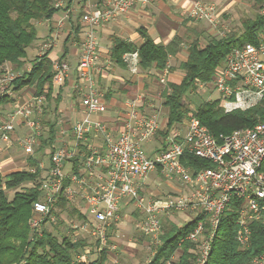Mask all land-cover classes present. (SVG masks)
Returning <instances> with one entry per match:
<instances>
[{
	"label": "built area",
	"instance_id": "2783aa9c",
	"mask_svg": "<svg viewBox=\"0 0 264 264\" xmlns=\"http://www.w3.org/2000/svg\"><path fill=\"white\" fill-rule=\"evenodd\" d=\"M55 5L60 6L59 0ZM132 5L133 0H106L102 8L82 14L83 31L75 69L83 118L68 130H58L48 148L47 162L35 156L42 134L37 115L40 110L36 109L43 96L30 91L17 97L12 89V81L29 72L31 64L19 68L10 63L0 65V97L15 99L10 109L0 115V153L16 140L26 157L38 160L36 166H30L27 159L22 165L30 172L39 171L41 196L32 203L29 219L30 229L36 234L44 219L55 220L54 210L60 197L73 200L78 196L88 218L72 226L74 236L84 232L99 241L97 250H115V245L108 243L107 232L118 224L120 209L131 207L140 214L136 228L146 238L153 255L160 243L163 218L185 213L189 216L186 223H195L180 242L185 239L195 245L191 250L195 254L193 264H206L220 218L232 201L237 212L235 239L240 246L250 243L251 223L264 226V121L217 138L196 116L183 118L166 131L160 147L148 154L143 144L164 130L156 114L138 115L134 102L125 101L134 119H129L117 133L94 118L107 109L96 85L100 51L95 28L127 12ZM260 13L264 15V4ZM219 15L216 3L192 0L190 17L216 27ZM52 42L44 41L38 56ZM123 59L135 73L139 66L137 52H128ZM52 67V82L61 85L70 66L54 59ZM167 72L165 68L159 73L160 83L165 84ZM196 85L198 90L215 91L225 112L245 110L258 103L264 98V34H259L256 43L247 41L233 48L211 81H198ZM57 125L61 126L62 120ZM20 128L23 130L18 133ZM93 138H99L100 144L92 142ZM185 155L204 159L210 166L191 169L184 162ZM151 173H157L158 179L170 187L165 195L145 194ZM175 254L167 264L177 259ZM90 256V248H85L75 258L82 261ZM251 263L264 264V249Z\"/></svg>",
	"mask_w": 264,
	"mask_h": 264
},
{
	"label": "trees",
	"instance_id": "16d2710c",
	"mask_svg": "<svg viewBox=\"0 0 264 264\" xmlns=\"http://www.w3.org/2000/svg\"><path fill=\"white\" fill-rule=\"evenodd\" d=\"M57 1L0 0V65L10 63L15 68L24 65L27 48L37 37L36 22L50 19L58 10L55 5ZM262 4L264 0H254L256 7L259 8ZM240 26L239 32L232 31L222 37H211L204 45L198 38L190 41L187 58L179 63L183 73L180 81H167L161 90L162 103L166 110L164 130L159 133L161 138L183 118L191 116H196L217 138L234 129L251 127L264 121V98L245 110L236 109L231 112L223 110L218 98L202 102L194 111L183 101L190 89H196L198 81H211L233 48L247 41L257 42L259 34H264V15L254 12L251 17H242ZM141 34L144 42L137 48L131 43L116 40L110 51L111 58L123 65L122 54L136 50L142 69L171 70L168 60L180 50L182 37L176 35L163 46L154 43L144 31ZM52 77V62L46 51L33 59L29 72L12 81L15 92L29 87L35 96H43V101L47 103L41 112L42 123L47 127V132L40 135V144L36 149V153L41 154H44L41 151L45 152L46 146L51 148L58 132L57 119H49L46 109L51 102H55L53 112L57 111L61 98L60 92L54 94ZM9 100L7 96L0 97V115L4 112L3 105ZM185 159L184 162L191 169L210 166V162L192 155H185ZM37 161L36 157L27 156L30 166H36ZM38 179V170L33 173L21 168L6 174L0 170V264H107L108 247L97 250V239L81 233L76 238L62 233L59 239L54 231L44 226L47 219L43 220L39 234L30 229L28 220L32 215V203L41 196ZM10 191L11 198L7 194ZM75 200L60 197L54 213L66 211L71 218L80 221L88 218L81 210V201ZM235 206L236 203L232 201L224 210L206 264H252V258L264 249V226L258 223L250 225L251 237L248 246L242 247L236 241ZM194 223L192 221L181 226L163 223L160 243L146 264H167L176 252L178 256L172 264H193L195 254L191 250L195 245L185 239L181 242L180 240L192 229ZM115 226L113 224L109 231L115 230ZM85 248H90L91 256L82 261L76 260V255Z\"/></svg>",
	"mask_w": 264,
	"mask_h": 264
},
{
	"label": "crops",
	"instance_id": "0c3cea01",
	"mask_svg": "<svg viewBox=\"0 0 264 264\" xmlns=\"http://www.w3.org/2000/svg\"><path fill=\"white\" fill-rule=\"evenodd\" d=\"M208 1L214 2L216 5L220 3L219 6L224 5L226 7L224 8V12H228L227 9L229 6L232 7L233 3L237 2L234 0H228L226 3H224L226 0ZM105 2L106 0H72L71 2L59 0L60 6L51 18L38 21L35 24L37 37L35 39V44L31 45L32 48L36 49V47H38L40 50V46L44 41L52 40L51 46L47 49L48 57L51 62L54 59H61L70 66L69 74L64 78L63 83L61 85L53 83L54 94L60 92L61 96L57 111H55L57 117H59L58 120H62V125L58 127V130H68L67 128H69L72 123L83 118V112L80 109L81 94L76 88L75 69L77 58L80 53L83 31L81 16L89 9L94 10L96 8H102ZM191 3L192 0H133V5L127 12L95 28V36L100 51L96 85L98 90L103 94V101L107 109L104 113L93 115V117L105 122L115 133H117L129 119H134L130 116V107L125 104V101L129 100L134 102L135 111L138 115L148 116L156 114L163 124H165L166 120V110L162 100L159 98V92L156 93L155 87L156 84L158 85L159 73L162 71H157L155 69L145 70L139 65L137 71L132 73L123 59V56L128 52L122 54L123 65L118 64L111 58L110 51L114 42L116 40H122L133 44L137 48L144 42L141 31H144L154 43L163 46L169 43L174 36H181L183 39L181 48L169 58L168 65L171 66L172 69L166 74L167 81L179 82L183 74L181 71L176 72L177 69L174 68L170 62L173 61V65L178 62L177 65L179 68V63L185 61L187 58V46L192 39L198 38L201 43L202 39H205V35L215 36L212 29L207 26L204 21L196 20L189 16ZM160 84H162L163 87L166 85V83ZM30 91L32 92V90ZM16 93L18 97L21 91ZM14 101L15 99L10 98V100L3 105L4 111L10 109ZM159 133L143 144L148 154H152L160 147L162 138ZM91 141L100 144L101 140L99 138H93ZM2 153L7 154L6 151ZM11 157L12 159L14 158V156L10 155V158ZM36 157L41 159L40 155ZM26 159L27 157L24 156L21 160L22 163H24ZM43 160L47 162V160ZM21 167L22 165H16L15 167H10V169H5V172H1L6 174L10 171L21 169ZM169 189V186L158 179L157 173H151L147 180L145 194L148 196L160 195L168 192ZM128 208L130 207H122L120 209L119 213L122 214H120V222L116 225L118 228L128 229L132 227V224L136 226L140 214L135 212L136 214L132 213L131 217H129ZM179 217L180 219L189 218L185 213H179ZM129 218H132L133 223L130 221L128 222ZM121 237L122 235L120 236L119 232H115V237L113 236L112 240L114 241L115 239L116 242H119ZM121 244L122 247L124 244L127 246H137V243H126L125 241ZM118 250L119 248L117 247L115 251ZM114 255L120 260L119 256L116 254ZM110 257L111 256L108 255L107 259Z\"/></svg>",
	"mask_w": 264,
	"mask_h": 264
},
{
	"label": "rangeland",
	"instance_id": "374dc122",
	"mask_svg": "<svg viewBox=\"0 0 264 264\" xmlns=\"http://www.w3.org/2000/svg\"><path fill=\"white\" fill-rule=\"evenodd\" d=\"M234 1H237V2L233 3L232 7L229 6V8L227 9L228 12L227 11L224 12V8H226L224 5L219 6L220 3L217 4L220 15L218 17L219 22H218L216 27L208 25L207 23H205V24H207V26H209L212 29V32H214L213 33L215 35L214 37H221V36H224L227 33L232 32V31L239 32L241 30L240 24H241L242 17H251L254 14V12L260 13V8L262 5L259 8L256 7L254 5V0H234ZM226 2H228V0L224 1V3H226ZM211 37L212 36H210V35H205V39L204 40L202 39L201 44L204 45L208 41V39ZM243 39H244V37L241 40H243ZM33 44H35V41L33 42ZM38 53H39L38 47H36V49H33L32 46L28 47L26 57L24 58L25 59L24 65L31 64L33 59L36 57V55ZM170 63L172 64V66L174 68L177 69L176 72H180V71L182 72V70L180 68H178V65H177L178 62H176L174 65H173V61ZM164 79H165V83H166V81H167L166 75H165ZM155 87H156V93L159 92V98L162 100L160 92H161V89L163 88V85L160 84V82H158V85L156 84ZM30 90L31 89L29 87H25L21 90V93H28V92H30ZM16 95H17V93H16ZM216 98H218V94L215 91H211L210 89H207V90H198V89L192 90V89H190L185 94L183 101L190 109H192L194 111L196 106L201 104L202 102H205L207 100H213ZM54 104H55V102H51L50 106L48 108L46 107V109L48 110V112H47L48 118L49 119L50 118L51 119H57V121H58L59 117H57V113L53 112ZM46 105H47L46 101H42L39 104V107H37V109H36V110H38V109L40 110L39 112L37 111V115H38L39 123H40L41 128H42V132L44 134H46V132H47V127L42 123L41 112ZM22 130H23V128L18 130V132L21 133ZM15 141L13 142L11 149L5 150L7 154H5V153L0 154V169L2 167V169H1L2 172H5L4 171L5 169L6 170L8 168L10 169V167H12V166L15 167L16 165H24V163H22L21 160L25 155L21 151V148L17 145V143ZM44 149H45V152L41 151L44 154L35 152V155L36 156L40 155L42 159L47 160V158H48V154H47L48 153V146H46V148H44ZM10 155L14 156V158L13 159H12V157L10 158ZM22 167L25 168V166H22ZM165 193H162L160 195L161 196L165 195ZM7 194H8V197L11 198L12 192L10 191ZM74 200L77 202H80L81 199L78 196H76L74 198ZM127 210L129 211L128 212L129 217H131L132 213L136 214L135 212H137V211L133 210L131 207L128 208ZM119 214H122V213H119ZM54 215H55V220L50 221V222L47 221L44 224V226L48 227L50 230L54 231L55 235H57L59 239L61 238L62 233L67 234V235H71V237L76 238V236H74V234H73L74 229L71 227L74 224L79 223L80 220H77L73 217L71 218L66 211H62L58 214L54 213ZM163 219H164L163 222L164 223L166 222L168 224L169 223L174 224L175 222L173 223L172 220L176 219L177 221H179V223L178 224L175 223V224H177L179 226L186 223L185 218L180 219L179 213H176L174 216H172L170 214L169 219L167 217H164ZM120 220H121V217L119 219V222H120ZM59 221H62V222L59 223ZM129 221L132 222V218H129L128 222ZM61 223H63V224H61ZM115 227H116L115 230H110L109 232H107L108 233L107 234L108 243H109V245H115V247L116 248L118 247L119 250L118 251H115V250L110 251L109 250L108 255L111 256L110 257L111 260L109 258L107 264H146L149 260V257L152 256V251L146 245L147 240L142 235V233L139 232L138 229L136 228V226L133 224H132V227H130V228H128V226H127L128 229H121V228H118L117 226H115ZM115 232H117V233L119 232L120 236L122 235L119 242H116L115 239H114V241L112 240V237L113 236L115 237ZM80 233L82 235H88L84 232H80ZM121 241L122 242L125 241L126 243H128V242L137 243V246H135V245H134L135 247L130 246V245L127 246L124 244L123 245L124 248H123ZM114 254L119 256L120 260H118ZM176 255L178 256V252H176L175 257H177ZM114 260H116V261H114Z\"/></svg>",
	"mask_w": 264,
	"mask_h": 264
}]
</instances>
